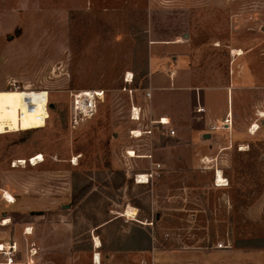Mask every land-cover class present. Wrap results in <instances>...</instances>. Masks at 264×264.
Returning <instances> with one entry per match:
<instances>
[{"label":"rangeland","instance_id":"obj_1","mask_svg":"<svg viewBox=\"0 0 264 264\" xmlns=\"http://www.w3.org/2000/svg\"><path fill=\"white\" fill-rule=\"evenodd\" d=\"M151 42L184 46L158 55L190 72L195 90L176 92H197L179 108L155 98L180 110L167 126L148 112ZM14 82L49 92L44 128L0 135L2 206L15 191L0 225L7 212L39 234L38 264H232L264 249V0H0V91ZM89 89L104 102L73 128L71 94ZM199 89L232 92V110L197 114ZM17 243L29 263L34 243Z\"/></svg>","mask_w":264,"mask_h":264},{"label":"crops","instance_id":"obj_2","mask_svg":"<svg viewBox=\"0 0 264 264\" xmlns=\"http://www.w3.org/2000/svg\"><path fill=\"white\" fill-rule=\"evenodd\" d=\"M186 37V36H185ZM152 43V42H151ZM164 44V43H163ZM151 50H150V57H149V68L147 70V76H148V86H150L151 89V102L149 105L148 112L154 117L160 118L162 115L166 114L168 117L163 118L167 119L169 124L172 122H175V119L173 118V115L167 113V112H175V110L178 109H164L163 111H156V103L155 98L157 96H162V98L165 97V103L166 106L170 105L175 108H179L183 101L187 98L185 96H188L192 98L195 93V97H197V92H176L179 89H190L195 90L194 87L191 85V79H190V72L186 68H182L181 61L177 62V64H174L175 67H171L169 65V59L168 56L158 55L159 52L161 54H177L181 58V52H183L184 46H177L176 42L174 44L165 43V46H154L153 43L151 44ZM179 58V59H180ZM176 62V61H175ZM171 70V73H169ZM174 91V92H173ZM201 89H199L198 96L200 98V108H204L205 112L207 111V108L213 107L218 110H220V107L223 109L231 108L233 107V93H224L225 99L219 100V98H215L214 95H216V92H200ZM214 97V98H213ZM232 98V104L229 102ZM164 103V102H163ZM164 103V104H165ZM220 103H223L222 105ZM198 108H196L197 111ZM167 110V111H166ZM166 111V113H164ZM180 111V110H178ZM177 111V112H178ZM162 112V113H160ZM204 112V113H205ZM162 114V115H161ZM4 192L10 196L15 195V191L11 187H7L3 189ZM7 197V196H6ZM7 201V200H6ZM8 205L4 208L11 207L10 202H7ZM14 203V202H13ZM2 198L0 194V209L2 210ZM1 212V211H0ZM1 215L3 216V220L8 221L7 218L9 214L7 212H2ZM7 218V219H6ZM26 228H31L29 224L16 226V227H8L7 224L1 223L0 225V245H4L5 248H8L12 246V244L23 241L33 242V248L37 253L34 256H29L27 264H38V249H39V243L41 241V237L38 233L32 234L30 232H25ZM13 233V239L10 237V235ZM14 241L12 243L11 241ZM27 243V244H28ZM38 243V244H37ZM18 246V243H17ZM22 246V245H21ZM30 246V243L27 245ZM32 247V246H31ZM100 247V246H99ZM98 248V247H97ZM240 251V252H239ZM247 250H237L238 252V260H233L232 264H264V249L254 250L253 252L247 251ZM234 253V252H233ZM252 253V254H251ZM24 252L22 250L21 255L23 256ZM2 255L0 254V261L2 260ZM23 258V257H22ZM30 260V261H29ZM26 264V263H24Z\"/></svg>","mask_w":264,"mask_h":264},{"label":"bare ground","instance_id":"obj_3","mask_svg":"<svg viewBox=\"0 0 264 264\" xmlns=\"http://www.w3.org/2000/svg\"><path fill=\"white\" fill-rule=\"evenodd\" d=\"M241 51H234V55L236 56H242ZM46 97H48L49 101V94L46 92H43L42 94H39L37 92H33L32 90H24V91H0V135L9 134V133H17V132H24L29 130H35V129H41L46 126V122L44 119H49V112L45 110V101ZM26 98L30 99V102H32L35 105V112H31L26 110L25 102L27 101ZM23 111V115L21 117L20 111ZM260 117L263 118L264 114H260ZM164 121V120H163ZM162 121V124H164ZM165 123H168L167 120H165ZM258 126L255 125V129L253 130L254 133L257 131ZM137 136H140V133H136ZM131 157H135V155L131 152ZM43 156L37 155L36 157H33V160L25 161L21 160L18 162L19 165H27L29 162L30 164L36 166L39 163H42ZM141 181H139L140 184L146 183V176L141 177ZM217 186L218 187H227L226 181L222 177L221 172H218L217 175ZM138 183V184H139ZM5 200L7 202L13 203L12 196L6 194ZM132 210L129 211V214L131 215ZM128 214V215H129ZM4 224H9V221H5ZM0 250H3V247L0 248Z\"/></svg>","mask_w":264,"mask_h":264},{"label":"built area","instance_id":"obj_4","mask_svg":"<svg viewBox=\"0 0 264 264\" xmlns=\"http://www.w3.org/2000/svg\"><path fill=\"white\" fill-rule=\"evenodd\" d=\"M128 83H130V80H126ZM11 87H13V90L16 91H24L22 90L21 86H17V84L14 82L11 84ZM36 92V91H33ZM43 92H46L49 94L47 91H38L37 93L42 94ZM146 97L151 98V93L148 92L146 94ZM27 101L25 102V107L26 110L35 112V105L30 102L29 98H26ZM105 99V91L103 90H95V89H89V90H80V91H75L72 92L71 94V102H70V108H69V113H68V120L70 126L73 128L80 127L81 125L85 124L86 122L92 120L99 112L100 105L102 102H104ZM50 103L48 101V97H46L45 101V110L49 111ZM133 111L138 113L136 108H133ZM198 113H204L205 109L204 108H198L197 109ZM20 115L22 117L23 111H20ZM139 117L136 118L138 120ZM47 121L46 119H44ZM164 119L162 118L159 122L160 125L162 126H167V124H162V121ZM168 121V120H167ZM175 132L172 131L170 133V136H174ZM32 159H30L31 162ZM20 162V161H19ZM3 247V250H0V254L3 256L2 260L0 261V264H19L16 261V253H17V246L12 245L8 248H5L4 245H0V248ZM218 248L222 249L223 245L220 244L218 245Z\"/></svg>","mask_w":264,"mask_h":264},{"label":"trees","instance_id":"obj_5","mask_svg":"<svg viewBox=\"0 0 264 264\" xmlns=\"http://www.w3.org/2000/svg\"><path fill=\"white\" fill-rule=\"evenodd\" d=\"M140 241H141V239H140L139 236H134V237H133V242H134V244H135V243H136V244L138 243L137 246L133 248V250H135V251H147V250H148L147 247L142 246V245H139V242H140ZM261 248H263V247H261Z\"/></svg>","mask_w":264,"mask_h":264},{"label":"water","instance_id":"obj_6","mask_svg":"<svg viewBox=\"0 0 264 264\" xmlns=\"http://www.w3.org/2000/svg\"><path fill=\"white\" fill-rule=\"evenodd\" d=\"M263 124H264V122H263ZM210 138H211L210 135H206V136H205V139H210Z\"/></svg>","mask_w":264,"mask_h":264}]
</instances>
